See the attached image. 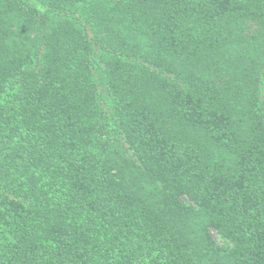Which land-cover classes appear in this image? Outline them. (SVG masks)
<instances>
[{
	"label": "trees",
	"instance_id": "obj_1",
	"mask_svg": "<svg viewBox=\"0 0 264 264\" xmlns=\"http://www.w3.org/2000/svg\"><path fill=\"white\" fill-rule=\"evenodd\" d=\"M0 264H264V0H0Z\"/></svg>",
	"mask_w": 264,
	"mask_h": 264
},
{
	"label": "rangeland",
	"instance_id": "obj_2",
	"mask_svg": "<svg viewBox=\"0 0 264 264\" xmlns=\"http://www.w3.org/2000/svg\"><path fill=\"white\" fill-rule=\"evenodd\" d=\"M212 235H213L214 239H215L218 243H220V238H219L215 233H212Z\"/></svg>",
	"mask_w": 264,
	"mask_h": 264
}]
</instances>
